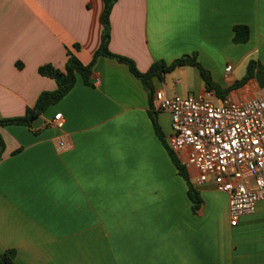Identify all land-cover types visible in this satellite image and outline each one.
Listing matches in <instances>:
<instances>
[{"label": "crops", "instance_id": "obj_1", "mask_svg": "<svg viewBox=\"0 0 264 264\" xmlns=\"http://www.w3.org/2000/svg\"><path fill=\"white\" fill-rule=\"evenodd\" d=\"M103 10L104 0H0V119L57 88L42 65L64 71L69 51L92 63V85L77 74L42 125L0 126V255L14 250L15 264H264V201L233 226L228 194L212 180L196 184L198 170L185 166L203 200L194 210L154 128L153 115L167 142L171 115L156 109L154 92L201 93L200 70L178 66L149 88L117 58L94 60ZM109 20V50L141 73L195 54L216 101L264 94L255 74L237 84L251 61L264 66V0H116ZM237 25L249 27L246 42L234 41ZM59 112L63 128L52 124Z\"/></svg>", "mask_w": 264, "mask_h": 264}, {"label": "built area", "instance_id": "obj_2", "mask_svg": "<svg viewBox=\"0 0 264 264\" xmlns=\"http://www.w3.org/2000/svg\"><path fill=\"white\" fill-rule=\"evenodd\" d=\"M226 67V73L232 71ZM213 89L186 96L153 95L157 110L171 115L169 149L184 166L195 167L196 184L212 180L229 196L231 225L254 213L264 201V94L242 101L226 96L216 101ZM61 112L52 124L64 126ZM60 147L65 148L64 141Z\"/></svg>", "mask_w": 264, "mask_h": 264}, {"label": "trees", "instance_id": "obj_3", "mask_svg": "<svg viewBox=\"0 0 264 264\" xmlns=\"http://www.w3.org/2000/svg\"><path fill=\"white\" fill-rule=\"evenodd\" d=\"M116 0H104V10L101 16V21L103 24V32H102V39L99 49L94 54V60L98 55H107L111 57L117 58L119 61L126 63L130 70L140 77L143 82L150 88L151 87V80L153 76H162L164 73H168L173 71L178 66L182 65H193L196 66L207 85L208 89H216L219 90L218 87H216L212 81L211 73L205 69L200 62L197 60L196 55H184L178 59H176L173 63L170 65H165L162 63H154L152 64L151 68L146 73H141L138 71L135 63L133 60L122 56L112 53L109 48L108 44L110 41V12L111 8ZM250 35V29L246 25H237L234 27V41L235 42H246ZM78 47V45L76 46ZM69 57L66 63V68L64 71H60L56 69L51 64H45L42 65L39 68V73L45 76H49L52 78H55L57 74H60L61 77L59 80H57V88L54 91H43L33 108H27L26 113L23 116L19 117H12V118H3L0 119V126L10 125V124H24L28 125L30 127H33L34 119L36 117H40L49 106L56 104L59 102L75 85L76 82V75L80 74L86 84L92 85L91 75H92V63L90 64H84L73 52L69 51L68 53ZM264 71V66L255 62L251 61L248 65V71L246 76L237 84H244L247 82L250 78H252L255 74V70ZM153 123L154 128L157 133V135L161 138L163 143L166 145V147L169 150V153L172 157V160L176 164L179 173L186 179L188 182V193L190 198L193 201V208L194 210H197L199 206L202 204L203 200L200 196L199 191L194 187V185L191 183L189 179V174L187 172V169L184 165L181 164L179 158L169 149L164 133L157 122L156 116L153 115ZM5 148V141L0 133V159L2 157V153ZM14 256L15 251L11 250L3 255H0V264H15L14 263Z\"/></svg>", "mask_w": 264, "mask_h": 264}, {"label": "water", "instance_id": "obj_4", "mask_svg": "<svg viewBox=\"0 0 264 264\" xmlns=\"http://www.w3.org/2000/svg\"><path fill=\"white\" fill-rule=\"evenodd\" d=\"M60 77H61V75L60 74H57L56 77H55V79L56 80H59ZM255 79H256L259 87L261 89H264V71H258V72H256L255 73ZM33 125L36 128L39 127L40 125H42V119H41V117H36L34 119V124Z\"/></svg>", "mask_w": 264, "mask_h": 264}, {"label": "rangeland", "instance_id": "obj_5", "mask_svg": "<svg viewBox=\"0 0 264 264\" xmlns=\"http://www.w3.org/2000/svg\"><path fill=\"white\" fill-rule=\"evenodd\" d=\"M180 95V94H179Z\"/></svg>", "mask_w": 264, "mask_h": 264}]
</instances>
